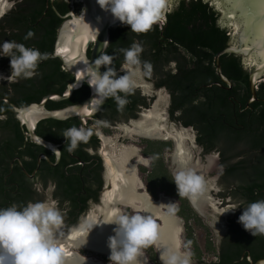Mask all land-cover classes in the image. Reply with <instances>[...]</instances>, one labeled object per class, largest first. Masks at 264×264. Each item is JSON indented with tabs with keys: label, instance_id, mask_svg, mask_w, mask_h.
Wrapping results in <instances>:
<instances>
[{
	"label": "trees",
	"instance_id": "1",
	"mask_svg": "<svg viewBox=\"0 0 264 264\" xmlns=\"http://www.w3.org/2000/svg\"><path fill=\"white\" fill-rule=\"evenodd\" d=\"M69 7L60 13L66 14ZM42 13L39 12V16ZM219 9L207 0H176L166 14V21L162 19L153 24L146 33H134L129 26L120 25L110 31V43L103 54L113 57L109 67L116 70L117 74L128 73L122 71L126 64L121 49H128L131 45L139 43L143 51L139 56V63L146 75V80H155L158 88L164 87L169 93L170 115L172 118L182 121L185 126H193L198 132V143L206 153L218 152L225 166L224 179L226 184L233 186V196L240 207L249 202L264 199V82L256 85L257 100L247 103L251 99L249 75L254 67H248L241 56L225 54L220 57L223 75L232 83L229 86L221 80L217 74L215 56L225 48L235 43V37L231 28L224 27ZM57 24L60 20L56 19ZM24 33L26 28H23ZM45 35H40L37 42L25 39L22 36L21 44L26 47L40 48L41 53H51L52 43L55 40L56 27L46 28ZM51 43V44H50ZM90 55V52H89ZM10 67V60L3 61ZM145 62L150 68H145ZM4 64V65H5ZM174 65L173 67H171ZM11 68V67H10ZM37 69H51V74L42 76L39 85L30 80L14 83L10 86L0 87V114L7 115L8 120L0 124V128L7 134L15 135L14 140L6 141L19 146L20 129L14 122V112L1 100L8 96L11 87L17 95L14 102L18 107H26L31 103H38L46 95L56 92L63 94L67 84L74 81L73 75L63 70L59 59L48 57L38 65ZM105 68L103 67V72ZM54 82V85L52 83ZM90 95L87 85L74 92L71 99L63 102L49 101V110L62 109L83 102ZM127 99V103L121 110L125 116L131 105L141 102L138 92L130 90L121 93ZM117 103L111 97L106 108L113 113ZM179 113L177 118L176 113ZM78 119L73 118L60 122L46 120L39 124L36 133L54 144H64L62 147L61 171L54 175L57 181V195L71 196L65 167V157H68L67 143L63 137L64 130L77 127ZM95 144L99 139L94 135ZM89 141L81 142L77 149L82 159L85 156L81 150ZM33 149L46 152L51 161L55 163V155L43 147L32 144ZM171 147L164 142L165 148ZM150 146L146 154L152 156L150 169L142 168L144 181L148 187V193L157 199L160 194L174 198L178 202L176 215L185 221V245L190 249L191 258L198 264H250L249 258L256 262L264 258V236H252L241 228L238 218L243 209L228 221V232L217 247L211 239V230L203 222L202 218L194 211L185 196H179L176 185L172 182V173L163 160L160 149L154 150ZM33 152V151H31ZM47 171L49 165L43 161ZM36 167V165L34 166ZM31 172V170H30ZM41 173L44 167H41ZM4 188L0 187V207L6 208L13 204L22 207L24 201L15 199L12 194L10 204L6 203L2 195ZM21 194L31 195L33 191L29 187L20 189ZM20 194V195H21ZM202 230L206 236V244L202 248L196 237V230ZM143 251L154 264H161L154 246H149ZM216 255V262L206 263L204 255ZM107 261L109 258L104 257Z\"/></svg>",
	"mask_w": 264,
	"mask_h": 264
},
{
	"label": "flooded vegetation",
	"instance_id": "2",
	"mask_svg": "<svg viewBox=\"0 0 264 264\" xmlns=\"http://www.w3.org/2000/svg\"><path fill=\"white\" fill-rule=\"evenodd\" d=\"M66 7H69L70 11H75L77 14H79L83 9V2L82 0H0V9H1L0 10L1 11L0 42L3 41H15L17 43L24 42L21 41L20 38H22V36L25 33L27 34L29 31L33 33V36L28 39L32 42H37L38 37L40 35L46 34L47 32L46 28L48 26L53 25L54 27H56L55 40L52 43V51L51 53H48V55L54 53L56 49L59 31L64 22V20H62L60 16H64L67 14V13L61 14L60 12ZM39 12L42 13V17H37L39 16ZM56 19H59L61 21L59 25L57 24ZM23 28H26L25 33ZM32 48H36L38 50L40 49L34 46ZM91 48L87 53L88 56H90L89 52H91ZM7 60L10 59L8 57H0V75L5 77L4 80H0V87H3L4 85L10 86L11 84L20 83L25 80H30L33 83H35V85H39L43 75L51 74L53 72L51 69H37L36 74L30 79L11 76V71H12L11 68L7 66L8 64H5L3 62ZM173 66L174 65H172L171 67ZM63 70L67 71L66 69H64V67ZM121 70L129 73V71L125 70V64L123 65ZM144 79L142 81L144 83H147L148 85H151L153 92L149 94V90H150L149 87L148 89H146L147 85H143L142 82H138V79L135 78L133 80V87L131 89L138 92L142 100L141 102L130 106V110L128 111V116H125L124 113H122L121 106L116 105L117 107L114 108V111L112 113L106 108L107 106L106 104L96 116L87 120L86 126L90 131L91 135L87 140L89 141L88 144L84 145L83 148H81L85 156V159H82L79 156L77 148L73 151L72 154L68 152V157L67 158L65 157L66 164L65 167L63 168L64 169L63 171L66 173L65 179L68 183V187L71 192V196L69 197H65V196L60 197L57 195L58 185H57V181L54 178L56 172L58 170L61 171L59 169V165L60 163H62V159H63L62 147L64 146L65 143L56 144L60 146L59 150L61 153V158L60 161L57 163V158L55 156V163H53L46 152H40L38 149H33L32 144L35 143L29 137V133L27 132V130L23 126H21L19 120L16 118L15 112L13 111L15 114L14 122L18 123L20 129V133H19L20 141L21 138L23 139V141L20 142L19 146L17 147L15 144H12L10 142L8 143L6 139L14 140L16 136L13 134H7L3 132L2 129L0 128V187H3L5 189L2 195L5 197L7 201L6 203L10 204L9 195L11 194L13 195L11 197H16L15 199L24 201L25 205L29 202L34 203L37 201H53L55 202V206L61 212L62 230L69 231L71 229L78 228L81 222L88 219L92 208H97L98 206L102 205L103 197L105 196L106 191H108V187H110L107 176V167L102 149L103 139L100 137L96 128H99L101 132L104 134L110 133L111 129L118 131L120 130L122 132V136L120 137L121 140L123 141L125 139L133 140L134 146L139 149V153L141 154V156L146 157L148 161L146 165L139 164L137 166L139 174L142 172V168L150 169L151 167L152 156L146 154V151L150 146H154L155 151H158L159 148H161L160 152L162 154L163 160L165 154L164 142L171 144V147L165 148V152L171 151L172 148H174V152H175L176 142L173 139V137L171 138L164 137V133L166 134L167 132L166 130H164V128L160 132L161 135L157 136V138L156 136L149 137V136H140L137 134H132L129 136L126 133L127 132L126 127L127 126L134 127V123H138L141 120H143L144 116L150 112V110L152 109L155 103H158L157 108L159 110V113H161L160 108L162 107L161 105L163 104L164 101H160L159 99L157 102H155L154 98L158 96L159 91L166 89L164 87L158 88L156 86L155 80L153 81L146 80L145 74H144ZM52 85H54V82L52 83ZM16 96L17 95L14 94L13 89L10 87L8 96L3 97L1 100H3L4 102L5 100H8L10 103L17 106L14 102L11 101L12 99L15 100ZM170 100L171 97L169 95V105L166 113L167 124H172L175 127V129L178 130L180 129H185L188 131L191 130L194 133V137L192 139L195 149L200 150L203 156L212 153H217L220 156L218 152L206 153L204 151V149L198 143V132L193 126H185L182 121L172 118V116L170 115ZM5 103L7 104V102ZM7 106L10 107L8 104ZM177 116H179L178 112L175 114L176 118ZM7 120H8L7 115L0 114V124ZM43 121H40L37 124V127L35 128V133L39 124L42 123ZM159 122H160L159 124L161 125L164 124V112L163 114L161 113L159 117ZM77 128H80L79 120H78ZM94 135H96L99 139L98 144L97 143L95 144L93 140ZM43 155H46L50 159V161L55 165H52L51 163L46 161L43 158ZM199 158L202 160L201 156H199ZM39 161H40V167L38 168ZM43 161H45V163L49 165L48 171L45 164H43ZM219 163L221 166V173L217 179L218 187H219V194H217V197L222 202H227L228 200H230L231 202L236 204L238 206V209L237 211H235L236 212L235 214H237V212L240 210V203H237V201L234 199L233 186H229L226 184V180L224 179V173L226 169L224 164L222 163L221 157ZM35 165L36 167H34ZM41 167H44L43 173L40 172ZM36 169H38V171L34 174ZM25 172H27L30 176L27 175ZM23 187L31 188L33 194H31L30 196L21 194L20 189ZM120 205L124 206V204H119L118 206ZM22 206H24V203H22ZM125 207L131 209L128 206ZM183 222L185 225L184 220ZM241 228L243 227L241 226ZM202 235L205 236L204 234ZM205 244H206V237L204 238L203 246H205ZM220 245H221V241L219 242L217 247H219ZM205 256L212 257V259L208 261L205 260V258H203L206 263L216 262L218 260V257L216 255L214 256L206 253Z\"/></svg>",
	"mask_w": 264,
	"mask_h": 264
},
{
	"label": "clouds",
	"instance_id": "3",
	"mask_svg": "<svg viewBox=\"0 0 264 264\" xmlns=\"http://www.w3.org/2000/svg\"><path fill=\"white\" fill-rule=\"evenodd\" d=\"M97 3L115 20L129 26L134 33L148 32L153 24L163 19L167 9V0H97ZM32 36L33 33L29 31L25 39ZM120 51L125 62L135 66L140 62L139 56L143 48L141 44L134 42L130 48ZM0 57L10 59L11 76L30 79L36 74L39 63L48 59V54L15 41H3L0 42ZM112 59L110 55L101 54L94 61V66L88 69V83L97 97L92 100V104L97 107L108 97H113L118 106H124L128 101L120 94L129 92L133 87L130 73L120 75L109 67ZM144 66L150 68L147 62ZM100 67L105 68L103 73H100ZM4 79L5 77L0 76V80ZM77 110L70 108L66 111ZM90 135V131L85 128L71 127L64 130L67 151L75 150ZM40 143L43 144L42 139ZM172 182L176 185L178 195L185 196L192 202L205 190L204 177L183 161L176 162ZM173 206L174 204L168 205L169 215ZM148 207L150 206L146 205ZM240 208L243 211L238 223L252 236H264V199L249 202ZM60 223V210L47 201L29 202L22 207L13 204L0 208V264H65L60 242L54 231L55 226ZM104 224L116 225L114 235L108 240L110 264H140L143 249L153 244H157L161 250L162 264H190L189 254L181 251L173 238L161 235L152 215L120 214ZM216 224L214 222L212 227L215 228Z\"/></svg>",
	"mask_w": 264,
	"mask_h": 264
},
{
	"label": "bare ground",
	"instance_id": "4",
	"mask_svg": "<svg viewBox=\"0 0 264 264\" xmlns=\"http://www.w3.org/2000/svg\"><path fill=\"white\" fill-rule=\"evenodd\" d=\"M104 13L106 16L115 20L109 12L104 11ZM90 39H93V27L87 20L83 19L80 21H72L62 31L60 36L61 42L58 45L59 54L66 60L67 63H74L72 65L73 70L79 77L84 75L86 71V64L81 57L76 59L75 57L80 56L79 54L81 52V48L85 50ZM160 115L161 113H159L158 108L155 107L153 111H150L144 116L143 120L138 123H134V127L127 126V135L130 136L132 134H137L149 137L156 136L157 138V136L161 135L160 132L164 128V130L167 131L164 137H173L176 142L174 153L175 165L177 161H183L197 174L204 177L208 167L204 169L200 166V162L199 164H192L189 150L184 147L183 138L188 137V131L185 129L169 131L165 124H159ZM37 116L38 112H33L26 115L25 119L32 125L35 121V117ZM104 158H106L107 165L110 166L108 178L112 184V189L106 191L102 201L103 205L98 206V212H92L87 221H85L84 224H81L78 229L69 233L65 239H62L57 234V231L61 229L62 224L60 223L54 228L60 242V248L65 259V264H105L96 258L83 256L80 253L75 252L74 249L81 250L82 248H85L92 250L95 253L97 252L110 256L111 253L108 247V240L109 237L114 235L113 230L116 225L104 223H107V221L112 219L114 216L122 214V210L118 207L119 204L127 205L141 215H152L154 221L159 226L161 235L173 238L175 244L180 248L182 220L174 215L173 208L171 210V215L164 212V209H169L168 205L173 204L170 197L161 195V200L155 201L148 195L147 192L144 191L145 187L139 178L137 165H146L148 161L146 158L139 155V149L130 145V147H127L123 152H121L118 158L110 156L109 153L105 154ZM137 158V162L132 164V161ZM212 160V157L211 159H208L209 163ZM209 191L210 189L205 186V190L202 195L194 202L196 207L204 213L207 203L209 202L207 197ZM146 205L150 207L146 208ZM158 221H160V223H158ZM155 245L159 252H161L158 245ZM140 264H151L144 252L140 258Z\"/></svg>",
	"mask_w": 264,
	"mask_h": 264
},
{
	"label": "water",
	"instance_id": "5",
	"mask_svg": "<svg viewBox=\"0 0 264 264\" xmlns=\"http://www.w3.org/2000/svg\"><path fill=\"white\" fill-rule=\"evenodd\" d=\"M174 1L176 0H167V9L166 12L164 13V17L162 19L163 21H166V14L170 8V3ZM216 1L219 3V5L222 8L221 11L222 25L228 28L232 27L233 36L236 38V42L232 46L225 48L223 51H221L215 56L217 74L221 78V80L224 81L229 86L228 89H230L232 87V83L222 73L220 57L225 54L237 55V56H241L248 63L253 64L254 70L249 75V83H250V90L252 96L246 105V108H249L250 103L257 100L256 82H261L264 79V36H262V32H264V0H216ZM82 2H83V9L79 14H77L75 11H70L66 15L60 16V18L64 20V22L59 31L56 49L54 53L48 55V57L52 59H59L64 69H66L69 73L73 75L74 81L67 85L66 90L63 92V94H58V93L49 94L44 98H42L39 103H32L26 107H17L14 104L10 103L8 100H5V102H7V104L15 112L16 118L19 120L21 126H23L27 130V132L29 133V137L33 140V142L37 145L44 147L48 151L52 152L57 158V163L60 161L61 158V153L59 150L60 146L50 141H46L40 136H38L35 133V128L37 127V124L43 120H54V121L64 122L71 118H78L80 122V128L88 129L86 126L87 120L96 116L110 99V97L106 98L104 102L98 107L95 104H92V100L97 97L95 95L94 90L92 89V87L89 86L88 83V81L90 80L88 69L94 66V61L98 59L99 56L103 54L108 48L110 43L111 29L122 25L119 21L113 20L110 17L106 16L103 9L100 7V5L97 3L96 0H82ZM81 19L87 20L92 25L93 39H90L88 41L85 50L81 48V52L79 54L80 56L75 57V59L81 57V59L86 64V71L84 75L79 77L77 73L73 70L72 65L74 63L72 62L67 63L66 60L58 53V45L61 42L60 36L62 31L72 21H80ZM90 48H91V52H90V56H88L87 53ZM99 71L100 73H103V67H100ZM84 85L88 86L90 95L83 102L76 105L65 107L63 109H57V110L47 109V104L49 103V101H54V102L67 101L71 99L75 91H77ZM155 107L156 108L158 107V103H155L151 110L155 109ZM70 108H77L78 110L71 112L66 111L67 109ZM33 112H38V116L35 117V121L31 125L27 122L25 118L26 115ZM41 139L43 141V144L40 143ZM57 151H59L58 154L56 153ZM73 151L70 153L72 154ZM43 158L52 165H55L50 161V159L46 155H43ZM208 159H211V157L207 158V162ZM173 161H174V156H173ZM199 162L201 164L203 163L201 159ZM39 167H40V161L38 163V168ZM37 171L38 169H36L34 174ZM25 173L29 175L27 172ZM107 176H108V171H107ZM108 181L110 184L108 190H111L112 184L109 178ZM162 196L165 195L163 194ZM187 199L190 202L193 209L198 214L204 216V212H201L196 207L194 202L189 200V198ZM173 213L176 217H178L176 215L175 210H173ZM74 230L76 229H71L67 232V234H63V230L61 227V229L57 231V234L62 239H65L67 238L68 234ZM153 245L160 258V252L158 248L156 247L155 244ZM81 250H87V249H81ZM189 260H190V264H194L191 261V259ZM249 262L250 264H264V258L259 259L256 262H253L249 258Z\"/></svg>",
	"mask_w": 264,
	"mask_h": 264
},
{
	"label": "rangeland",
	"instance_id": "6",
	"mask_svg": "<svg viewBox=\"0 0 264 264\" xmlns=\"http://www.w3.org/2000/svg\"><path fill=\"white\" fill-rule=\"evenodd\" d=\"M207 1H211L217 7V9L222 11L221 6L219 5V3L216 0H207ZM174 2H171L170 6ZM231 29H232V27H231ZM235 42H236V38H235ZM244 62L246 63V65L248 67H253V64H250V63H248L245 60H244ZM125 70L129 71V73L132 75V80L137 78L138 82H142L143 85H147L146 89H148V87L150 89L149 90V94H151V92H153L152 86L148 85L147 83H144L142 81L144 79V74L145 73L142 70L140 65L137 64L135 66H130V65H128L126 63L125 64ZM261 82H264V79ZM259 83L260 82H256V85H258ZM159 99H160V101H164L163 104L161 105L162 107L160 106L161 107L160 108L161 109L160 112L162 114L164 112V124L168 127V128L167 127L166 128L169 131L173 130V129L176 130L175 127L172 124H167V122H166V116H167L166 113H167V108H168V105H169V93L166 90L159 91L158 92V96L155 97L154 100H155V102H157ZM96 130L99 133L100 137L103 139L102 149H103L104 157H105V154L109 153L110 156H112V157L114 156V157L118 158L120 156L121 152L124 151V149H126L127 147H130V145L134 146L133 140L125 139L123 141V140L120 139V137L122 136V132L120 130L118 131V130L111 129L110 133H107V134L102 133L99 128H96ZM164 135H165V133H164ZM193 137H194V133L191 130H189L188 131V137L183 138L184 147L189 150V154L191 156V163L192 164H199V161H200L199 156H201L202 161H205V162L202 163L203 165L200 164V166H202L204 169L208 167L207 172L204 174V180H205V186L210 189V191H209V193L207 195L209 202L207 203V206L205 208L204 216H202V215H199V216L202 218L203 222L210 228L211 233H212L211 234V239L214 242V244L216 246H218L219 242L222 240V238L228 232V221L227 220L230 217H232L233 215H235V213H236L235 211H237L238 206L236 204H234L233 202H231L230 200H228L227 202H222L217 197V194H219V187H218L217 179H218V177H219V175L221 173V166H220V163H219L220 156L217 153H212V154H208L206 156H203V154L201 153L200 150L195 149V146L193 144V139H192ZM174 153H175L174 152V148H172L171 151H169V152L166 151L165 154H164L165 163L168 165V167H169L171 172L176 167V165H175V163L173 161ZM139 155L141 156L140 153H139ZM209 157L213 158V160L210 163H209V161L207 162V158H209ZM144 158H146V157H144ZM137 160H138V158L134 159L132 161V164H135L137 162ZM105 163H106L107 171L109 173L110 166L107 165L106 158H105ZM139 178L141 179V181L144 184V187H145L144 191L148 193V187H147V185H146V183L144 181V174L142 172L139 174ZM161 198H162V196L159 195L157 199H154V198L153 199L155 201H160ZM171 200H172V202L174 204L173 209L176 210V208L178 207V202L174 198H171ZM47 202L55 204V202H53V201H47ZM125 206H127V205L118 206L119 209L122 210V214H125V215L140 214V213L136 212L133 208L130 207L133 210L132 211L131 209H129V208L125 207ZM92 212L93 213L98 212L97 208H92L91 211H90V214H92ZM164 212L169 214V209H164ZM85 221L81 222L80 225L84 224ZM214 222H217V224L215 225L216 229L214 227H212V224ZM158 223H160V222L158 221ZM181 223H182V233H181V238H180L181 239L180 250L187 252L189 254V259H191V261L195 264L196 262L194 260H192V258H191L190 249L184 248L186 233H185L184 222L182 221ZM74 229H77V228H74ZM67 232L68 231H63V234H67ZM195 233H196V237H197V240H198L200 246L203 248L204 247L203 246V241H204V238L206 237V236L202 235V234H204V232L202 230H198L197 229L195 231ZM82 249H85V248H82ZM74 251L77 252V253H80L83 256L96 258V259L104 262L105 264H110V261H107L104 258V257L109 258L110 257L109 255L102 254V253L97 254V252L96 253L94 251L91 252L92 250L88 251V249L87 250L74 249ZM155 251H156V249H155ZM156 253H157V251H156ZM157 255H158V253H157ZM158 258H159V256H158ZM204 258L207 261L212 259V257H208V256H205V255H204ZM147 259H148V261L151 264H154V263H152L149 260L148 256H147ZM159 260H160V258H159ZM160 263L162 264L161 260H160Z\"/></svg>",
	"mask_w": 264,
	"mask_h": 264
},
{
	"label": "snow or ice",
	"instance_id": "7",
	"mask_svg": "<svg viewBox=\"0 0 264 264\" xmlns=\"http://www.w3.org/2000/svg\"><path fill=\"white\" fill-rule=\"evenodd\" d=\"M262 36H264V32H262Z\"/></svg>",
	"mask_w": 264,
	"mask_h": 264
}]
</instances>
